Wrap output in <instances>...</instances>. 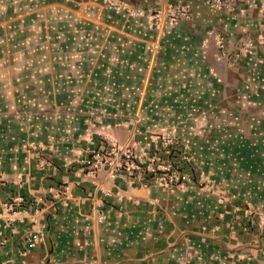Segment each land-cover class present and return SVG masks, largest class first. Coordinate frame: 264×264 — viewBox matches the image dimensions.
<instances>
[{"label":"crops","instance_id":"1","mask_svg":"<svg viewBox=\"0 0 264 264\" xmlns=\"http://www.w3.org/2000/svg\"><path fill=\"white\" fill-rule=\"evenodd\" d=\"M224 1L0 0V202L44 205L30 248L33 210L0 216V264H264V0ZM94 129L142 153L175 131L189 179L87 174Z\"/></svg>","mask_w":264,"mask_h":264},{"label":"built area","instance_id":"2","mask_svg":"<svg viewBox=\"0 0 264 264\" xmlns=\"http://www.w3.org/2000/svg\"><path fill=\"white\" fill-rule=\"evenodd\" d=\"M216 8L231 7L230 2L224 0H207ZM122 8L121 5L112 2ZM134 12H145L137 10ZM170 24L175 23L179 18L190 17V9L186 4L173 3L166 11ZM151 16L159 24L160 13L153 11ZM221 49L218 58L223 59L226 55L225 41L221 34H216ZM254 45L253 41L248 42V47ZM86 156L83 159V167L86 173L96 176L104 171L110 178H120L132 185L148 187L152 182H159L167 188H175L184 184L188 175L183 171L178 155H174L175 147L179 144L178 137L173 130L165 129L158 136L152 138L153 150L142 153L138 151L135 144H123L112 133L100 129L90 130L86 139ZM182 157L187 158L186 154ZM48 163H45L47 165ZM208 178L202 177V182H208ZM19 184L22 179H18ZM71 193L69 185L58 186L52 195L56 199L67 201ZM106 193H108L106 191ZM44 205L39 201H31L23 194H15L0 202V216L4 218V226L17 228L19 222H24L27 213L33 210L34 216L30 218V224L25 232V239L28 247L35 246L43 239L44 225L40 224L38 214ZM253 214V212H250ZM100 218H104L100 212Z\"/></svg>","mask_w":264,"mask_h":264}]
</instances>
